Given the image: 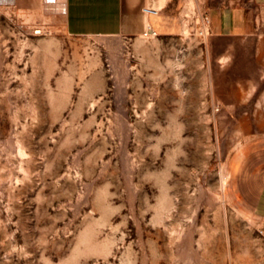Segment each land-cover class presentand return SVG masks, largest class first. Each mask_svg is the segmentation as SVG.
Returning a JSON list of instances; mask_svg holds the SVG:
<instances>
[{"label": "rangeland", "instance_id": "374dc122", "mask_svg": "<svg viewBox=\"0 0 264 264\" xmlns=\"http://www.w3.org/2000/svg\"><path fill=\"white\" fill-rule=\"evenodd\" d=\"M195 5L74 36L0 0V264H264V55Z\"/></svg>", "mask_w": 264, "mask_h": 264}, {"label": "crops", "instance_id": "0c3cea01", "mask_svg": "<svg viewBox=\"0 0 264 264\" xmlns=\"http://www.w3.org/2000/svg\"><path fill=\"white\" fill-rule=\"evenodd\" d=\"M184 1L188 0H63L66 30L74 36H141L150 29L179 34L184 21L178 10ZM193 1L195 7L211 8L214 33L254 39L257 54L264 55V0Z\"/></svg>", "mask_w": 264, "mask_h": 264}, {"label": "built area", "instance_id": "2783aa9c", "mask_svg": "<svg viewBox=\"0 0 264 264\" xmlns=\"http://www.w3.org/2000/svg\"><path fill=\"white\" fill-rule=\"evenodd\" d=\"M147 12H151V11H154V9L152 8H149V7H146L145 8ZM201 22L202 24L206 25V27L204 28V30H202V34L207 37L210 32H209V27L211 26V17L209 14H206V13H203L201 16ZM146 35L148 34H156V32L152 29L146 31L145 33Z\"/></svg>", "mask_w": 264, "mask_h": 264}, {"label": "bare ground", "instance_id": "6f19581e", "mask_svg": "<svg viewBox=\"0 0 264 264\" xmlns=\"http://www.w3.org/2000/svg\"><path fill=\"white\" fill-rule=\"evenodd\" d=\"M51 1H53V2H54V1H56V0H51Z\"/></svg>", "mask_w": 264, "mask_h": 264}]
</instances>
